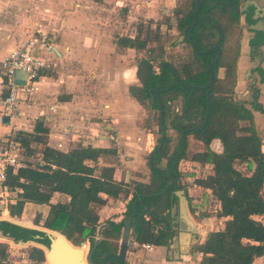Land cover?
<instances>
[{
  "label": "trees",
  "instance_id": "obj_1",
  "mask_svg": "<svg viewBox=\"0 0 264 264\" xmlns=\"http://www.w3.org/2000/svg\"><path fill=\"white\" fill-rule=\"evenodd\" d=\"M199 1L180 0L165 22L135 23L128 35L116 39L119 49L144 54L136 64L139 85L130 86L128 92L144 109L156 113L158 138L146 158L149 181H117L113 147L80 145L65 152L49 147L48 129L37 122L32 132H16V140L26 155L35 159L38 155L40 162L8 172L7 185L21 192L15 203L7 206V215L21 217L27 203L45 206L43 212L35 214L34 226L57 232L73 245L89 242L92 247L100 225L98 210L109 201L128 199L117 217L106 220L108 227L92 255L96 264L106 256L105 264H120L115 258L117 242L134 203L130 233L133 241L139 245H168L173 235L169 212L176 201L174 192L186 193L178 165L192 161L210 168L211 173L196 182L211 191L220 204L218 217L225 218L220 230L209 232L205 241L195 247L202 254L200 264H252L264 256V222L254 219L264 216V152L252 118L253 108L262 113L264 109L253 104L250 109L233 98L241 13L228 2L238 6L239 0H220L216 10L206 5L209 0L204 1L197 23L191 27ZM253 11L250 7L246 14L249 25L256 23L251 19ZM162 28L181 34L188 29L189 38L183 41L191 49L188 57L173 59L166 53L165 43L170 40L164 39ZM212 30H216V38ZM235 33L239 36L233 43ZM262 41L264 34L257 32L253 45ZM169 47H176V43L171 42ZM218 50L219 59L212 65L214 83L210 85L208 67ZM220 70H224L222 77ZM144 125L151 126L149 119L144 120ZM170 131L176 137L173 149ZM189 139L204 147L190 158ZM216 140L222 147L219 153L210 148ZM54 194L60 198L51 203ZM0 234L14 243L35 241L49 245L43 233L7 221H0ZM27 256L34 264L45 261L43 251L35 247L28 248ZM9 258L8 245L0 243V264H7Z\"/></svg>",
  "mask_w": 264,
  "mask_h": 264
},
{
  "label": "crops",
  "instance_id": "obj_2",
  "mask_svg": "<svg viewBox=\"0 0 264 264\" xmlns=\"http://www.w3.org/2000/svg\"><path fill=\"white\" fill-rule=\"evenodd\" d=\"M177 3V0H0V61L37 26L52 37L58 55L57 68L40 80L32 101L20 107L11 127L0 126V137L12 126L16 131L32 132L36 123L41 122L48 129L49 147L64 152L80 145L113 147L116 151L114 178L121 182L147 183L146 158L156 145L158 134L156 122L149 120L151 126L147 128L144 120L148 115L154 120L156 113L144 109L128 92L130 86L139 85L136 64L141 54L132 49H119L116 39L124 36L125 28L137 20L144 17V20H154L163 8L170 7L172 13ZM258 4L264 9L260 2ZM144 7L146 14L143 17L140 10ZM156 7L159 13H156ZM239 27L241 35L233 98L246 103L250 109L251 104L264 109V80H261L262 76L264 78V45L263 41L253 45L256 33L264 32V21L249 25L242 14ZM223 74L224 70H220V77ZM18 77L23 78V75L18 74ZM2 86L0 77V93ZM252 118L264 152V113L253 108ZM197 143L189 139V147L192 144L199 146ZM203 148H198L197 152ZM210 148L218 153L222 151L217 140ZM210 196V190L203 192L200 206L187 196L192 231L178 218L177 210L171 208V225L172 221L179 222V231L173 232L167 246H153L146 251L130 236L125 264H200L201 256L195 247L205 241L209 232L220 230L225 221V218L204 211ZM59 198L54 194L51 203H56ZM127 202L128 199H118L100 208L98 228L107 225L106 220L117 217ZM106 208L108 210L101 215ZM45 209V206L27 203L18 219L22 220L25 213L28 219L19 222L34 226L35 214ZM254 219L264 222V216ZM119 241L120 238L118 246ZM29 246L21 247V250ZM9 254L7 264H34L28 256L17 255L16 251L9 249ZM252 264H264V256L254 259Z\"/></svg>",
  "mask_w": 264,
  "mask_h": 264
},
{
  "label": "built area",
  "instance_id": "obj_3",
  "mask_svg": "<svg viewBox=\"0 0 264 264\" xmlns=\"http://www.w3.org/2000/svg\"><path fill=\"white\" fill-rule=\"evenodd\" d=\"M57 61L58 55L52 37L39 26L3 57L0 61L3 85L0 93V126L11 127L12 121L19 115L20 107L32 101L38 91L40 80L46 73L57 68ZM19 73L23 78L18 77ZM16 81H23L24 84H17ZM14 127L0 137V205L5 210L8 205L15 203L17 194L21 192L7 185L8 172H15L40 162L38 155L36 159L26 155L20 142L16 140L17 131ZM178 171L182 176L181 182L186 184L188 198L195 199L200 206L201 194L207 189L200 187L196 181L206 178L211 172L210 168H202L190 161H181ZM220 210L219 202L210 196L209 204L204 211L218 217ZM142 248L150 251L153 246L146 244ZM198 255L202 257L200 253Z\"/></svg>",
  "mask_w": 264,
  "mask_h": 264
},
{
  "label": "water",
  "instance_id": "obj_4",
  "mask_svg": "<svg viewBox=\"0 0 264 264\" xmlns=\"http://www.w3.org/2000/svg\"><path fill=\"white\" fill-rule=\"evenodd\" d=\"M203 1L204 0H201L197 4L196 10H195V19H194V22L191 25V27H194L195 24L197 23V16H198V13H199V10H200V7H201ZM232 5L234 7L235 12L244 14V18L246 17V14L248 12L249 7L254 8L253 16L251 17L252 20L258 22V19H262L264 16V9L259 6V4L256 0L246 1V2H244L242 7H237L236 2H233ZM185 37H189L188 29L184 30L183 35H180L177 42L181 43ZM262 43L264 44V41ZM201 54H204V53H201ZM219 56H220V51L218 50V55H217L216 59H214V61H212V63L208 67L210 75H211L210 85H213V83H214V76L212 74V65L218 61ZM19 74H21V73H19ZM16 83L17 84H24L23 81H16ZM163 191H165V189ZM174 195L176 197V201H175L173 207H174V209L177 210L178 218L181 219L186 224L187 229L189 231H192V228H191L192 225L190 222L192 215H191L190 210H189V206H188L189 204H188V199H187L186 193H185V191L180 190V191L174 192ZM149 196H154V195H149ZM3 209L4 208L0 205V213ZM135 211H136V205L134 203L132 215L124 221V226L122 228L119 246H118V253L115 255V258L120 262V264H125L126 254H127V250H128V246H129V242H130L131 221H132V216L135 213ZM17 218L18 217H14V220L13 219H11V220L0 219V221H7L11 224L20 226L22 228L41 232L48 239L49 245L46 246V245H43L41 243H37L35 241H27V242L19 241L17 243H14L16 246L27 247L29 245H34L35 248L43 249L44 259H45V262L47 264H96L92 260V255L96 249V246L98 245L99 241L101 240V231H102V229L107 227V225H102L97 229V231L95 233V239L92 242L93 245H92V247H90V243H89V251H88V253H86L83 249V246L85 243L82 242L79 244V247H75L61 234L47 230V229H44V228H40V227L22 225L18 222L19 219L17 220ZM172 224H173L172 225V231L175 234L178 233L179 222L172 221ZM0 237L4 238L6 240L5 242L10 240L7 237H3L1 234H0ZM35 238L39 239L40 237L36 236ZM107 259H108V256L104 257L101 264H105Z\"/></svg>",
  "mask_w": 264,
  "mask_h": 264
},
{
  "label": "rangeland",
  "instance_id": "obj_5",
  "mask_svg": "<svg viewBox=\"0 0 264 264\" xmlns=\"http://www.w3.org/2000/svg\"><path fill=\"white\" fill-rule=\"evenodd\" d=\"M178 1V0H177ZM242 2H243V0H242ZM260 3L261 4H264V0H260ZM157 5H158V3H157ZM171 8L169 7V8H163V10L161 11V13L160 14H158V16L156 17V18H154V20H151V21H154L153 23H156V22H161V23H163V22H165L166 20H165V18H167L166 16H168L170 13H171ZM159 11L160 10H158V8L156 7V13H159ZM140 13L143 15V17L145 16V14H146V9H145V7L144 8H141V10H140ZM145 18V17H144ZM144 18L142 19V20H140V21H138V22H140L141 24H143L144 23ZM147 21H149V20H146L145 22H147ZM174 23V21L172 20V24ZM173 26H174V24H173ZM133 27V25H129L128 27H126L125 28V30L127 31H125L124 33H122L123 35L125 34V35H128L129 33H130V29ZM162 30H163V32L165 33L164 34V39H166V40H170V41H168V43L166 42L165 43V47H166V53L168 54V55H170L171 57H173V59H176V58H185V57H188V55L190 54V47L186 44V43H183V42H181V43H179V44H177L178 42V39H179V37H180V35H181V33H178L176 30H173V29H171V30H167V29H165V28H162ZM212 33H213V35L215 36V38H216V30H212ZM239 35L237 34V33H235L234 35H233V43H234V40L238 37ZM171 42H174V43H176V47H173V48H169V46H170V43ZM141 54V58H143L144 57V54L143 53H140ZM153 116L152 115H148V118H146V119H149V120H151V122L152 123H154L155 122V120H153ZM171 132V131H170ZM169 132V134L170 135H172V137H173V142L171 143V149H173L174 148V143H175V141H176V137H175V134L173 133V132H171L170 133ZM197 144H199V143H197ZM201 147H202V145H200L199 144V146H197V145H193L192 144V146L191 147H189V152H188V157L190 158L191 156H192V154L193 153H196L197 152V150H198V148L199 149H201ZM244 168V167H243ZM3 207V206H2ZM4 208V207H3ZM108 210V208H106V209H103V211L100 213L101 215H103V213L105 212V211H107ZM7 211V210H6ZM24 212V211H23ZM7 213H8V211L7 212H4V211H1V213H0V215H2L3 216V218H7V216L10 218V219H13L14 220V217H10L9 216V214L7 215ZM115 217V216H114ZM19 218H21V217H19ZM26 219H28V215L25 213L24 215H23V217H22V220L21 219H19L18 220V218H17V220H18V222L21 220V221H25ZM22 222V223H23ZM0 243L1 244H7L8 245V248L9 249H11L13 252L14 251H16V252H18V254L17 255H24V256H27V254H26V252H27V250H28V248H30L31 246H29L27 249L26 248H22V250H21V247H19V246H11V245H9L8 243H6V242H4V241H0ZM86 244H87V247H86V250H85V252L86 253H88V251H89V242H85ZM73 245V244H72ZM75 247H79V245H74ZM21 250V251H20Z\"/></svg>",
  "mask_w": 264,
  "mask_h": 264
},
{
  "label": "flooded vegetation",
  "instance_id": "obj_6",
  "mask_svg": "<svg viewBox=\"0 0 264 264\" xmlns=\"http://www.w3.org/2000/svg\"><path fill=\"white\" fill-rule=\"evenodd\" d=\"M178 1H180V0H178ZM204 1H206V0H204ZM204 1L202 2V5H203V3H204ZM246 1H248V0H243V2L241 1V0H239V5L237 6V4H236V6L237 7H242L243 6V4H244V2H246ZM257 2H260V0H256ZM200 2V1H199ZM220 2V0H209V1H207V3H206V5L209 7V8H214V10H216V6H217V4ZM233 3V2H232ZM232 3H230V2H228V5H231L232 7H233V5H232ZM241 3H242V6H241ZM202 5H201V7H202ZM262 6H264V4H262ZM197 7V6H196ZM201 7H200V9H201ZM233 9H234V7H233ZM249 9H250V7L248 8V12H249ZM196 10V9H195ZM195 10H194V19H195ZM200 11V10H199ZM235 11V10H234ZM247 12V13H248ZM199 14V13H198ZM242 15V14H241ZM198 17V16H197ZM252 17V16H251ZM140 20H142V19H140ZM140 20H138V21H140ZM138 21H136L135 23H138ZM146 21V20H145ZM144 21V22H145ZM261 22V21H264V16H263V18L262 19H258V22ZM258 22H256V23H258ZM255 23V24H256ZM255 24H253V25H255ZM181 35H183V34H181ZM189 38V37H188ZM184 41V40H183ZM182 41V42H183ZM177 44H179V43H177ZM262 45H264V44H262Z\"/></svg>",
  "mask_w": 264,
  "mask_h": 264
},
{
  "label": "bare ground",
  "instance_id": "obj_7",
  "mask_svg": "<svg viewBox=\"0 0 264 264\" xmlns=\"http://www.w3.org/2000/svg\"><path fill=\"white\" fill-rule=\"evenodd\" d=\"M2 211L7 212L5 209H3ZM0 219L11 220V219H8V218H3V217H0ZM20 224L24 225L23 223H20ZM25 226H27V225H25ZM0 241H4L5 242L6 240L4 238L0 237ZM7 242L10 243V244H12L13 246H16L12 240H8ZM83 249L85 251V245L83 246Z\"/></svg>",
  "mask_w": 264,
  "mask_h": 264
}]
</instances>
